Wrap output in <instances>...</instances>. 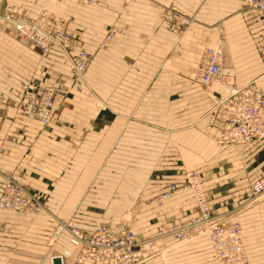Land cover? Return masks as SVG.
I'll return each mask as SVG.
<instances>
[{
	"label": "crops",
	"instance_id": "obj_1",
	"mask_svg": "<svg viewBox=\"0 0 264 264\" xmlns=\"http://www.w3.org/2000/svg\"><path fill=\"white\" fill-rule=\"evenodd\" d=\"M170 6L190 18L183 30L166 25ZM6 11L65 19L92 55L86 87L78 90L55 48L45 53L19 36ZM110 27L116 32L100 46ZM217 40L233 84L255 80L264 95V14L241 0H0V189L9 176L42 204L32 215L0 209V264H52L49 256L70 246L65 230L50 239L57 220L94 228L131 215L141 237L193 216L188 190L151 201L190 169L203 176L211 210L240 222L247 264H264V198L248 200L264 173V139L219 143L220 89L193 77ZM48 85L59 91L42 125L19 108L25 88ZM171 243L156 241L140 264H215L205 235L166 249Z\"/></svg>",
	"mask_w": 264,
	"mask_h": 264
},
{
	"label": "built area",
	"instance_id": "obj_2",
	"mask_svg": "<svg viewBox=\"0 0 264 264\" xmlns=\"http://www.w3.org/2000/svg\"><path fill=\"white\" fill-rule=\"evenodd\" d=\"M78 1L96 4L100 0ZM241 1L264 14V0ZM162 17L168 28L175 31L183 30L190 21L186 14L175 8L166 9ZM2 18L13 26L19 36L36 44L41 51L48 52L56 46L60 59L70 65L73 76L80 80L91 54L68 32L65 19L46 12L29 16L14 11H6ZM115 32V27H110L100 46L106 45ZM259 56L264 67V45L259 50ZM220 58L219 42L207 46L193 75L204 88L214 84L223 90L216 104V116L220 121L217 141L239 145L264 139V95L254 80L241 86L234 85L230 75L221 69ZM54 91L53 87H45L41 91L26 88L20 113L47 124L52 115ZM6 102L7 98L0 92V103ZM184 190L192 194L196 213L141 237L137 236L128 219H122L114 226L100 223L94 228H81L67 220H59L50 239H56L60 230L64 229L68 232L70 247L53 252L51 260L58 259L59 264H140L149 256L155 242L162 238H171L172 243L166 248L171 249L205 235L215 264H247L249 258L242 248L239 221L228 214L219 216L211 210L203 176L195 170H187L183 184H171L151 201L160 202ZM249 192V201L264 198V173L250 183ZM41 207V202L31 190L16 179L5 176L0 189V209L34 214Z\"/></svg>",
	"mask_w": 264,
	"mask_h": 264
},
{
	"label": "rangeland",
	"instance_id": "obj_3",
	"mask_svg": "<svg viewBox=\"0 0 264 264\" xmlns=\"http://www.w3.org/2000/svg\"><path fill=\"white\" fill-rule=\"evenodd\" d=\"M170 8H175L176 10H178V11H180L179 9H177L176 7H174V6H170ZM181 13H183V14H185L184 12H182V11H180ZM189 18V17H188ZM189 20H190V18H189ZM189 23H190V21H189ZM189 25V24H188ZM187 25V26H188ZM186 26V27H187ZM173 31H175V30H173ZM220 41V40H219ZM108 43V42H107ZM106 43V44H107ZM213 44V43H212ZM211 45V44H210ZM37 46V45H36ZM209 46V45H208ZM220 46H221V42H220ZM38 47V46H37ZM39 48V47H38ZM204 50V49H203ZM202 50V51H203ZM88 52V51H87ZM91 54V53H90ZM221 56H222V51H221ZM260 57V56H259ZM91 58H92V55H91V57H90V60H91ZM90 62V61H89ZM89 62H88V64H89ZM220 62H221V58H220ZM262 62V61H261ZM68 64V63H67ZM87 64V65H88ZM263 64V63H262ZM70 66V65H69ZM71 68V67H70ZM86 68H87V66H86ZM86 68H85V70H86ZM71 70V69H70ZM85 70H84V72H83V76L80 78V80H78V79H76L74 76H72L74 79H75V81L76 82H79V83H82L81 84V86L79 87L78 86V90L79 91H81L82 90V88H84V87H86V84H85V82H84V73H85ZM72 72V71H71ZM73 74V73H72ZM252 81V80H251ZM255 81V80H254ZM256 83V82H255ZM235 85V84H234ZM244 85V84H243ZM236 86H238V85H236ZM239 86H241V85H239ZM45 87H53L54 89H55V91H54V95H53V103H52V107H51V111L53 110V105H54V96H55V94L59 91L58 90V88L56 87V86H53V85H48V86H44L41 90H43ZM26 89V88H25ZM32 89V88H31ZM33 90H35V89H33ZM41 90H36V91H41ZM24 92V91H23ZM223 93V90L221 91V89H220V95ZM23 99V98H22ZM5 104V103H4ZM52 115H53V112H52ZM52 115H51V118H52ZM26 116V115H25ZM31 118V117H30ZM32 119H34V118H32ZM34 120H36V119H34ZM51 120V119H50ZM38 121V120H37ZM39 122V121H38ZM49 123V122H48ZM47 123V124H48ZM42 124V123H41ZM42 125H46V124H42ZM217 139V138H216ZM41 210V209H40ZM214 213H216L217 215H219V216H221V215H223V214H228L229 216H231V217H233V215L228 211V212H215L214 211ZM27 214V213H26ZM29 215H32V214H29ZM234 218V217H233ZM123 219H128L129 221H132V219H133V217L131 216V215H125L124 217H123ZM235 219V218H234ZM59 220H57V222H58ZM238 221V220H237ZM57 222H56V224H57ZM67 222H69V221H67ZM70 223V222H69ZM240 223V222H239ZM72 224V223H71ZM241 226V225H240ZM54 229V228H53ZM53 229H52V231H53ZM64 230V229H63ZM51 231V232H52ZM61 231V230H60ZM66 231V230H65ZM68 233V232H67ZM152 234V233H151ZM148 235V234H147ZM143 236H145V235H143ZM59 252V251H58ZM150 253V255H151V252H152V250L151 251H149ZM51 256V255H50ZM49 256V257H50ZM50 262H51V259H50Z\"/></svg>",
	"mask_w": 264,
	"mask_h": 264
},
{
	"label": "bare ground",
	"instance_id": "obj_4",
	"mask_svg": "<svg viewBox=\"0 0 264 264\" xmlns=\"http://www.w3.org/2000/svg\"><path fill=\"white\" fill-rule=\"evenodd\" d=\"M216 42H219V43H220V41L217 40V41H215L213 44H215ZM35 45H36V44H35ZM211 45H212V44H211ZM209 46H210V45H209ZM52 47L55 48L57 51H59L58 48H57L56 46H52ZM206 47H207V46H206ZM206 47H205V48H206ZM51 49H52V48H51ZM48 52H49V51H48ZM45 53H47V52H45ZM198 62H199V61H198ZM220 66H221V62H220ZM221 69H222V67H221ZM223 72H224V71H223ZM230 77H231V76H230ZM231 81H232V79H231ZM232 83H233V82H232ZM213 85H214V84H213ZM216 86H218V85H216ZM218 88L221 89L219 86H218ZM221 91H222V89H221ZM19 183H20V182H19ZM41 208H42V207H41ZM41 208H40V209H41ZM5 210H6V209H5ZM11 211H13V210H11ZM19 212H20V211H19ZM37 212H38V211H37ZM37 212H36V213H37ZM24 213H25V212H24ZM27 214H29V213H27ZM34 214H35V213H34ZM241 244H242V238H241ZM69 247H70V246H69ZM69 247H68V248H69ZM50 259H51V258H50ZM52 264H53V260H52Z\"/></svg>",
	"mask_w": 264,
	"mask_h": 264
},
{
	"label": "water",
	"instance_id": "obj_5",
	"mask_svg": "<svg viewBox=\"0 0 264 264\" xmlns=\"http://www.w3.org/2000/svg\"><path fill=\"white\" fill-rule=\"evenodd\" d=\"M53 264H59L58 259H54Z\"/></svg>",
	"mask_w": 264,
	"mask_h": 264
}]
</instances>
